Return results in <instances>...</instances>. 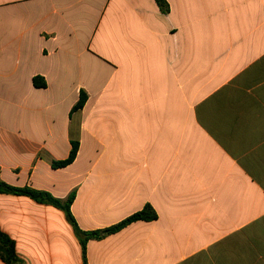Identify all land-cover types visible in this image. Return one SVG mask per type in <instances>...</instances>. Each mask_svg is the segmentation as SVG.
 Here are the masks:
<instances>
[{"label":"crops","instance_id":"crops-1","mask_svg":"<svg viewBox=\"0 0 264 264\" xmlns=\"http://www.w3.org/2000/svg\"><path fill=\"white\" fill-rule=\"evenodd\" d=\"M165 2L0 0V179L157 214L0 193L24 264H264V0Z\"/></svg>","mask_w":264,"mask_h":264},{"label":"trees","instance_id":"trees-1","mask_svg":"<svg viewBox=\"0 0 264 264\" xmlns=\"http://www.w3.org/2000/svg\"><path fill=\"white\" fill-rule=\"evenodd\" d=\"M158 4L162 11L166 12L168 10L165 0H157ZM33 83L37 88H43L46 86V82L42 77L36 76L33 79ZM87 102V95L85 92H81L80 99L77 104L73 107L72 111H77L82 109ZM72 148L69 153V156L60 161H54L52 163V167L54 169L64 168L72 164L78 155L79 151V143L76 141H72ZM0 193L14 194L20 196H26L38 203L41 204H49L56 208L64 211L68 222L72 225L77 238L79 239L84 256L86 254V246L88 241L90 240H102L109 235L115 234L129 224L137 221H154L157 218V214L155 210L150 206L146 205L141 211L133 214L132 216L126 218L122 222L113 225L111 227L102 229V230H94V231H83L78 225L75 217L72 214L71 206L75 199V194L72 193L66 201H62L61 199L55 198L47 191L36 190L31 187H19L10 185L0 179ZM0 259L6 264H24L23 261L19 258L16 251L15 241L10 238L6 233H4L0 229ZM85 264L86 260H85Z\"/></svg>","mask_w":264,"mask_h":264}]
</instances>
